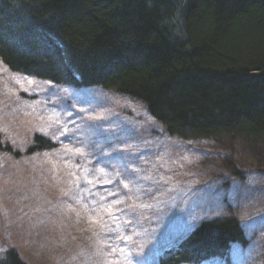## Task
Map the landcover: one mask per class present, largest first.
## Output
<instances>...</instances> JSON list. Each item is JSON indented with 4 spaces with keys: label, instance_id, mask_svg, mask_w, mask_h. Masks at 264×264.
I'll return each instance as SVG.
<instances>
[{
    "label": "rangeland",
    "instance_id": "obj_1",
    "mask_svg": "<svg viewBox=\"0 0 264 264\" xmlns=\"http://www.w3.org/2000/svg\"><path fill=\"white\" fill-rule=\"evenodd\" d=\"M148 116L142 103L114 91L30 77L0 60L3 142L25 150L36 131L64 147L26 153L20 161L10 158L11 148L0 153V259L15 248L32 264H154L165 245L194 223L232 212L244 222L248 240L233 245L229 264H264L262 146L241 138L193 139L183 145L163 134L164 149L158 153L142 146L157 124ZM96 130L117 143L104 149L101 138L90 133ZM77 141L91 142L94 159L106 166L99 188L103 182L114 189L115 183L118 213L123 216L124 203L129 206L133 199L141 210L151 200V217L134 219L132 213L133 219L113 215L110 223L98 220L97 195L88 203L82 199L90 195L83 181L89 177L87 161L82 156L80 167L67 164L65 152L81 150ZM117 149L126 156L116 158ZM137 155L147 159L144 173L150 182L141 181L143 188L119 186L112 171L117 174L119 161L132 163ZM221 263L215 258L199 264Z\"/></svg>",
    "mask_w": 264,
    "mask_h": 264
},
{
    "label": "trees",
    "instance_id": "obj_2",
    "mask_svg": "<svg viewBox=\"0 0 264 264\" xmlns=\"http://www.w3.org/2000/svg\"><path fill=\"white\" fill-rule=\"evenodd\" d=\"M0 60L54 83L138 97L170 133L241 138L264 151V0H0ZM110 141L102 134L104 149ZM37 143V151L53 148L43 137ZM67 155V164H84ZM84 160L97 218L110 223L121 216L113 212L119 189L102 182L101 190L106 166ZM117 167L134 170L129 160ZM132 202L123 205L125 219L141 218ZM214 217L169 241L154 264H229L230 248L247 244L245 231L235 217ZM0 264L27 263L9 248Z\"/></svg>",
    "mask_w": 264,
    "mask_h": 264
},
{
    "label": "bare ground",
    "instance_id": "obj_3",
    "mask_svg": "<svg viewBox=\"0 0 264 264\" xmlns=\"http://www.w3.org/2000/svg\"><path fill=\"white\" fill-rule=\"evenodd\" d=\"M54 61V60H53ZM57 60H55V62H56ZM54 62V63H55ZM59 69V67H56V66H54L53 67V69ZM20 73V72H19ZM25 75H27V74H25ZM28 76H30V77H34V78H38L37 76H35V75H28ZM40 79H42V78H40ZM50 82H52V81H50ZM63 82H67V81H63ZM54 83V82H53ZM56 84H58V83H56ZM63 85H69V84H63ZM94 86H96V85H94ZM99 86V85H98ZM76 87H78V86H76ZM80 87H89V86H80ZM133 100H136V101H138V102H140V103H142L143 105H144V107H145V109H146V111H147V113H148V119L149 120H152V122L153 123H155L156 124V122H157V124H159V126L156 124V125H154L155 127L151 130V132L149 133L150 135H149V138H148V141H146V142H144L143 143V149L147 146L150 150H157L158 151V153H159V151H162V149H164L163 147H162V145H160V137H163V134H165V135H167L168 137H171V138H173V139H175L176 141H178V142H181L183 145H185V144H189V143H185L186 141L187 142H190V141H194V140H192L190 137H188V136H185V135H182L181 133H178V132H175V133H170L169 131H167L166 130V128L162 125V124H160L158 121H157V118H156V115L151 111V109L149 108V106L147 105V104H144L142 101H140V99L138 98V97H135V99H133ZM132 118V117H131ZM133 119V118H132ZM157 127V128H156ZM98 130V129H97ZM97 130L96 131H94V132H90L92 135L93 134H95L96 136H98V137H100L101 138V141H100V143L102 144V137H101V132L100 131H98L97 132ZM151 136V137H150ZM39 137H43L44 139L46 138L48 141H50L51 143H53V149L54 148H57V149H61V148H64V147H61V145L60 144H58V143H56V142H54L53 140H52V138H50V137H48L47 135H45V134H43V133H41V132H36V131H34V133L29 137V139L26 141V143H27V145L25 146V150H23L21 147H13L12 146V148L9 146V147H7L8 146V144H6V143H4L3 142V140H2V138L0 137V153L1 152H10L9 151V148H11V152L9 153V156H10V158H12L14 161H20V159L21 158H23V157H25V154L26 153H29V154H34V153H36L37 152V147H36V145L37 144H39V143H37V141H38V139H39ZM100 140V139H99ZM184 141V142H182V141ZM203 141H205V140H203ZM78 142V141H77ZM115 142V143H114ZM114 142H112V141H110L108 144H116L117 142L116 141H114ZM120 144H123L124 145V142H120ZM119 144V145H120ZM92 144H91V142H89V144L88 145H85V141L82 143H80V142H78V147L77 148H79V149H81V150H78V152H75L73 149H70V150H67L65 153V155H69V154H76V155H78V156H80V157H82L83 156V159H85V158H88L89 159V157L90 156H92V160H93V162L96 164V165H99L100 163H102V161H100V160H98V159H94V157H93V151H95V147H93V146H91ZM7 147V148H6ZM146 147V148H147ZM123 150L124 149H117V154H116V158L118 157V158H124L125 156H126V154L125 155H121L120 153L121 152H123ZM146 150H148V149H146ZM147 162V159L146 158H144L142 155H140V156H134L133 157V161H132V166L134 167V170H132V171H130V170H127L126 172H124V173H118V174H116V177L118 178H120V180L121 181H124L125 183H129V184H135V186H140L139 184H140V182L142 181L143 182V184L144 185H148V183L147 182H150V176H149V174L148 173H144V170H147L146 169V166L144 165L145 163ZM67 163V162H66ZM78 166V165H77ZM76 166V167H77ZM78 167H80V166H78ZM223 174V173H222ZM81 176V175H80ZM99 177L100 178H104L105 176L103 175V173L102 172H100V174H99ZM109 178H110V176H108ZM248 178V177H247ZM104 180V179H103ZM83 181L84 182H89V177L87 178V177H84V179H83ZM140 188H143L142 186H140ZM141 191V190H140ZM90 194V193H89ZM90 196H92V192H91V194L90 195H88V194H86V198H82L83 199V201L84 202H86V201H88V199L90 198ZM62 197H68V196H62ZM94 199V198H93ZM93 199H91V200H93ZM97 198H96V201H95V203L97 202ZM135 200V199H134ZM78 201V200H77ZM136 201V200H135ZM71 202V201H70ZM88 202H90V201H88ZM71 204L73 205V203L71 202ZM153 204H154V202L153 201H151V200H147V201H145L144 203H143V205H142V210H141V212H139L140 213V217L141 218H146V217H151L150 216V212L153 210ZM74 206V205H73ZM113 212H115L116 214H119L118 213V210L117 209H114L113 210ZM214 216H211V217H209V218H213ZM236 218L237 220H238V224L240 225V227H241V229H242V231H245V235H246V238H247V240H248V236H247V234H246V230H245V224H244V222L242 221V219L240 218V217H238L237 216V213L236 214H234V213H229L228 215H224V214H218V215H216L214 218H215V221H217V220H220L221 218ZM138 217H135L134 219H137ZM208 218V217H207ZM135 222V221H134ZM88 226V225H87ZM89 227V226H88ZM242 245V244H241ZM233 247V246H232ZM232 247L230 248V250H229V252H228V254L226 255V257H231L230 255V252H231V250H232ZM20 254V253H19ZM21 256V255H20ZM21 258H22V256H21ZM212 258H209L208 260H211ZM22 260L25 262V263H27V264H32V263H30L29 261H27L26 259H24V258H22ZM186 264H190V263H186Z\"/></svg>",
    "mask_w": 264,
    "mask_h": 264
}]
</instances>
